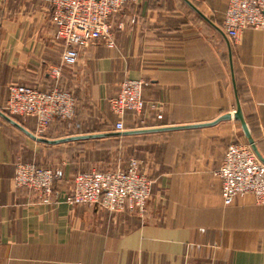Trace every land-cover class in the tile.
Listing matches in <instances>:
<instances>
[{"label": "crops", "instance_id": "obj_1", "mask_svg": "<svg viewBox=\"0 0 264 264\" xmlns=\"http://www.w3.org/2000/svg\"><path fill=\"white\" fill-rule=\"evenodd\" d=\"M187 2L127 6L111 19L113 46L93 42L54 76L63 43L47 0H0V264H264V206L251 195L223 205L213 175L228 145L247 144L238 120L217 121L236 97L264 158V31L231 42L227 0ZM125 78L147 84L141 113L126 112L118 132L109 101ZM11 84L70 92L72 120L38 136L34 117L4 110ZM117 140L150 181L144 215L68 205L73 174L93 170L81 162L111 161L92 149ZM18 162L62 163L47 201L12 186Z\"/></svg>", "mask_w": 264, "mask_h": 264}, {"label": "built area", "instance_id": "obj_2", "mask_svg": "<svg viewBox=\"0 0 264 264\" xmlns=\"http://www.w3.org/2000/svg\"><path fill=\"white\" fill-rule=\"evenodd\" d=\"M137 1L47 0L55 39L63 43L60 67L51 69V73L59 76L62 67L75 66L80 51L97 40L113 46L111 19ZM245 29L264 31V0H227L223 34L234 42ZM146 84L144 80L129 78L119 84L117 95L109 101L110 111L116 118V131H123L126 112L135 116L141 113L144 106L141 91ZM7 93L4 110L12 116L34 117L38 136L45 133L50 123L73 118L75 102L68 91H38L11 84ZM213 175L220 183L223 205L233 204L239 196L251 195L256 205L264 206V165L247 144L228 145ZM59 177L58 171L18 162L12 186L31 191L43 202L50 198ZM149 188L150 181L139 172L138 161L130 159L125 170H91L75 174L64 201L71 206H96L109 214L128 212L142 217L150 197Z\"/></svg>", "mask_w": 264, "mask_h": 264}, {"label": "rangeland", "instance_id": "obj_3", "mask_svg": "<svg viewBox=\"0 0 264 264\" xmlns=\"http://www.w3.org/2000/svg\"><path fill=\"white\" fill-rule=\"evenodd\" d=\"M83 151H84L85 155L87 153H89V154L91 153V151H89L88 149H86V150L84 149ZM92 151L97 155L96 159L100 158L99 156L102 157L103 154L106 155L107 152H111L113 158L109 162L108 161L107 162H97V161L92 162V159H90L91 161H87L88 157H86L85 160L81 163H82L83 167H86L87 169L107 171V170H111V169H114L117 167H121L123 164L122 160H124V158H123L124 156H125V160H124L125 162L128 161L129 159H134V157H132L131 155L127 156L126 150H125V144L123 142H120L119 140L112 141L111 143H108V144L97 143V145H95V147L92 149ZM62 167H63L62 163L58 162V163L53 164L51 166H47L46 168H49V169L54 170V171H58L60 173ZM74 175L75 174H73V176Z\"/></svg>", "mask_w": 264, "mask_h": 264}, {"label": "water", "instance_id": "obj_4", "mask_svg": "<svg viewBox=\"0 0 264 264\" xmlns=\"http://www.w3.org/2000/svg\"><path fill=\"white\" fill-rule=\"evenodd\" d=\"M183 1H185L186 3H188L187 0H183ZM188 5H190V4L188 3ZM224 37L226 38L225 35H224ZM0 115L3 116L2 114H0ZM231 116L234 119H236V120H238L240 122L241 128L243 130V133H244V135H245V137L247 139V145L250 147V149L252 150V152L254 153V155L256 156V158L264 165V158L258 152V150H257V148H256V146H255V144H254V142H253V140H252V138L250 136V133H249V131L247 129V126H246V124L243 121V118H242V115H241V111H240V107H239V103H238L237 97H236V101H235V109H234L233 114L232 115L231 114L223 115L217 121L229 120L231 118ZM117 134H119V133H117ZM123 134H125V133H123Z\"/></svg>", "mask_w": 264, "mask_h": 264}]
</instances>
